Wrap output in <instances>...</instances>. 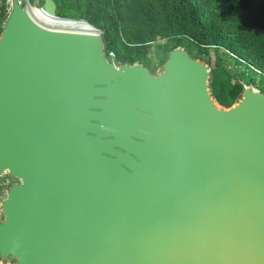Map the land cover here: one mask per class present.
Masks as SVG:
<instances>
[{"label": "water", "instance_id": "water-1", "mask_svg": "<svg viewBox=\"0 0 264 264\" xmlns=\"http://www.w3.org/2000/svg\"><path fill=\"white\" fill-rule=\"evenodd\" d=\"M212 79L185 46L110 58L101 32L10 0L0 264H264V92L238 80L225 106Z\"/></svg>", "mask_w": 264, "mask_h": 264}, {"label": "trees", "instance_id": "trees-1", "mask_svg": "<svg viewBox=\"0 0 264 264\" xmlns=\"http://www.w3.org/2000/svg\"><path fill=\"white\" fill-rule=\"evenodd\" d=\"M56 15H78L102 30L107 50H132L124 59L143 58L158 38L186 40L187 48H214L244 60L264 77V0H54ZM5 16L6 0H0ZM39 0V4H42ZM195 55L196 53H192ZM255 73L254 71H251ZM243 73H245L243 71ZM256 74V73H255ZM212 92L218 102L230 106L241 91L220 58L212 67Z\"/></svg>", "mask_w": 264, "mask_h": 264}, {"label": "rangeland", "instance_id": "rangeland-1", "mask_svg": "<svg viewBox=\"0 0 264 264\" xmlns=\"http://www.w3.org/2000/svg\"><path fill=\"white\" fill-rule=\"evenodd\" d=\"M25 2L35 5L36 2L39 3V0H25ZM6 10H7V6H6ZM6 14L7 12L5 13V15ZM4 17L5 16L0 13V28H1ZM79 17L80 16L78 15L68 14V18L83 19ZM100 31L102 33V30ZM177 45H182L186 47L187 42L186 40H178V39H172V38H168V39L158 38L156 41L151 42V44L148 46L146 55L143 58L139 60H135V61H139L150 68L158 67L159 64L164 60L166 56V51L170 49L171 47H174ZM192 53H196L194 56L201 58L203 61L207 62L211 69L212 67H214L216 58H220L225 68L229 71V73L233 76L234 79L243 80L245 82H251L253 86H257L260 90L264 92V77H261L259 74H255V73H249L248 75H245L243 73V71L245 70L244 68L245 65L244 64L235 65L232 57L225 54L223 50L216 51L214 48H207L203 51H199V52L193 51ZM118 54H119V57L117 56V58L124 59V57H126L127 55L132 56L133 52L132 50H127L126 48L119 46L117 55Z\"/></svg>", "mask_w": 264, "mask_h": 264}, {"label": "built area", "instance_id": "built-area-1", "mask_svg": "<svg viewBox=\"0 0 264 264\" xmlns=\"http://www.w3.org/2000/svg\"><path fill=\"white\" fill-rule=\"evenodd\" d=\"M22 1L23 3L27 4L29 10L31 11L32 15L39 21L41 22L42 24L44 25H47V26H51L50 24L47 23V21L45 20L46 16H50L48 15L41 7V5L36 2L35 5H32V4H29L28 2H25V0H20ZM6 6H7V10L9 8V3H10V0H6ZM37 13H40L39 15L36 14ZM52 17V16H51ZM56 18H60V19H66L67 21H72V22H84L88 27H89V30H92V31H98V32H101L100 30H98L97 28H95L94 26H92L91 24H89L87 21L83 20V19H74V18H66V17H56ZM58 26V25H57ZM51 27H55V26H51ZM56 28H64V29H72V30H86L82 25L80 26L79 24L77 23H73V24H69V25H59V27H56ZM107 54L110 58H117L116 57V53L114 51H110V50H107ZM240 63L239 65H243L245 64L246 62L242 59H239ZM249 68L248 69H245L244 70V74L245 75H248L249 73H252L251 71H254L256 74H259V75H262V72H260L259 70H257L256 68H254L252 65H248ZM243 81V80H242Z\"/></svg>", "mask_w": 264, "mask_h": 264}, {"label": "bare ground", "instance_id": "bare-ground-1", "mask_svg": "<svg viewBox=\"0 0 264 264\" xmlns=\"http://www.w3.org/2000/svg\"><path fill=\"white\" fill-rule=\"evenodd\" d=\"M36 14L39 15L40 13L36 12ZM45 20L47 21L48 24H50L51 26H55V27H59V25L66 26L69 24L77 23L80 26L82 25L86 30H89V27L84 22H72L70 20L67 21L66 19H60V18L51 17V16H46Z\"/></svg>", "mask_w": 264, "mask_h": 264}]
</instances>
